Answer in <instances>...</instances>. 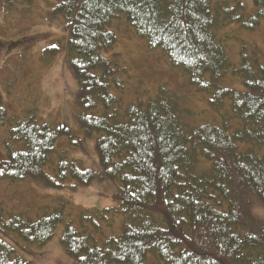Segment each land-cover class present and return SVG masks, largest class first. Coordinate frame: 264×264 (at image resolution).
Returning <instances> with one entry per match:
<instances>
[{
    "label": "trees",
    "instance_id": "1",
    "mask_svg": "<svg viewBox=\"0 0 264 264\" xmlns=\"http://www.w3.org/2000/svg\"><path fill=\"white\" fill-rule=\"evenodd\" d=\"M34 1L0 0V8ZM119 16L185 72L219 123L195 124L165 87L125 100L131 75L111 28ZM47 19L62 23L67 40L41 55L67 50L78 121L98 132L101 169L64 153L51 160L57 139L71 134L67 125L11 118L0 183L29 178L63 188L69 179L87 186L113 179L119 206L79 208L67 220L74 206L63 198L36 216L0 203V232L40 247L66 220L60 241L74 264H149L150 256L159 264H264V50L242 35L261 27L264 0H55ZM228 74L244 89L225 85ZM5 114L0 108V119ZM0 264L36 263L0 236Z\"/></svg>",
    "mask_w": 264,
    "mask_h": 264
},
{
    "label": "rangeland",
    "instance_id": "2",
    "mask_svg": "<svg viewBox=\"0 0 264 264\" xmlns=\"http://www.w3.org/2000/svg\"><path fill=\"white\" fill-rule=\"evenodd\" d=\"M54 2L35 0L32 5L18 3L12 11L0 8V108L6 112L4 119H0V159L5 154L9 129L14 125L11 118L35 116L41 122L53 126L65 124L70 129V135H62L57 139L51 160L56 161L59 154L64 153L67 158H75L85 167L100 170L96 151L98 132L88 134L78 121L79 82L67 66V50H62L54 58H43L41 55L46 46L59 43L58 39L63 45L67 40L62 23L57 19L56 22L47 19L48 10ZM111 28L119 41L115 50L121 52L122 60L131 75L122 90L126 101H136L138 98L145 100L159 88L165 87L182 98L195 124L221 121V116L217 118L207 97L189 84L185 72L172 65L169 57L160 49H150L147 42L136 35L124 16L114 19ZM242 35L259 52L264 50V21L256 31ZM228 43L231 45L229 50L232 60L236 64L234 51L237 45L234 47L233 42ZM223 83L244 89L241 79L232 74H228ZM47 169L53 174L49 167ZM118 186L119 182L113 179L95 181L89 186L69 179L63 188L48 187L29 178L16 182L3 181L0 183V203L36 216L47 207L53 209L56 200L63 198L74 206L69 209L68 220L79 208L119 206L118 201L113 199ZM260 215L264 217V209ZM65 222L57 226L52 240L40 247L24 242L15 233L0 232V236L36 264H74L73 258L66 254L60 241ZM119 225L118 220L114 226L116 231ZM149 264L159 263L150 256Z\"/></svg>",
    "mask_w": 264,
    "mask_h": 264
}]
</instances>
